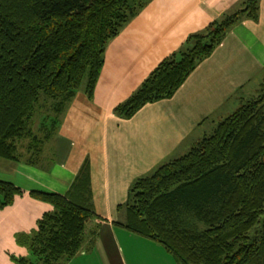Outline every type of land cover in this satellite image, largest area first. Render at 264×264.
<instances>
[{
	"label": "trees",
	"instance_id": "16d2710c",
	"mask_svg": "<svg viewBox=\"0 0 264 264\" xmlns=\"http://www.w3.org/2000/svg\"><path fill=\"white\" fill-rule=\"evenodd\" d=\"M150 1L0 0V160L18 161L20 143L38 138L33 124L43 97L61 112L86 81L93 98L108 44ZM259 15L260 0H240L191 34L114 113L128 119L174 96L236 24ZM23 194L0 179V210ZM30 195L53 209L31 238L35 258L20 264H65L99 217L89 164L68 193ZM119 209L125 210L122 225L161 243L178 264H264V81L184 155L137 178Z\"/></svg>",
	"mask_w": 264,
	"mask_h": 264
},
{
	"label": "crops",
	"instance_id": "0c3cea01",
	"mask_svg": "<svg viewBox=\"0 0 264 264\" xmlns=\"http://www.w3.org/2000/svg\"><path fill=\"white\" fill-rule=\"evenodd\" d=\"M239 1L151 0L108 44L93 98L83 86L61 112L54 107L39 140L30 138L26 159L0 161V179L24 191L15 202L34 200L32 190L68 193L89 164L92 207L99 217L88 225L69 264H178L161 243L122 225L125 210L119 206L137 178L184 155L208 135L204 127L212 132L223 119L211 123L214 115L230 113L258 94L264 81V0L259 19L236 24L174 96L148 103L128 119L114 108L191 34Z\"/></svg>",
	"mask_w": 264,
	"mask_h": 264
},
{
	"label": "rangeland",
	"instance_id": "374dc122",
	"mask_svg": "<svg viewBox=\"0 0 264 264\" xmlns=\"http://www.w3.org/2000/svg\"><path fill=\"white\" fill-rule=\"evenodd\" d=\"M85 84L86 81H84L81 88L85 86ZM247 92L251 94L252 90H248ZM255 94H257L256 91H254L252 96H254ZM44 99L46 98L43 97L41 100L43 106H38L39 109H41V113L36 115L35 122L33 124V132L37 136H41L40 132H43V127H41L42 124L46 123L47 127V125H49L51 122L48 117L55 115L53 109L55 101L53 99H47L48 101L46 100V102H44ZM232 106L233 105L230 104L228 108ZM236 108H238V106ZM236 108L229 109L232 110L229 111L230 113H222L220 115L218 113L217 115H214L210 122L212 123V120L220 121L222 118L224 119L229 114L234 112ZM210 127L211 126L204 127L205 129L203 132H207V134L211 133L210 130H212V128ZM199 132L202 133L201 135L204 134L202 132V129ZM30 138L31 136L26 137L23 142L20 143V159L27 158V146L31 143L32 140ZM51 208V204L45 201H39L34 199L30 201H18L15 202L14 205L0 210V264H20L19 260L21 259L31 260L35 258L33 257V253L31 252L30 241L31 238L34 236L41 215L45 211L50 210ZM101 244L102 243L100 242L99 245ZM93 248L96 249V246L93 245ZM80 253L86 254L87 250L84 248V251H81ZM81 259H84L83 256ZM70 261L71 259L68 260L65 264H69ZM71 264L76 263L72 262ZM165 264H168V262L165 261Z\"/></svg>",
	"mask_w": 264,
	"mask_h": 264
}]
</instances>
